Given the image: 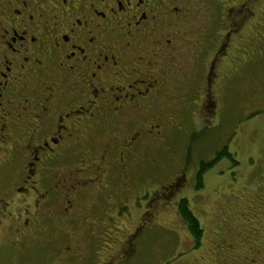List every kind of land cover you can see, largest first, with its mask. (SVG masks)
Listing matches in <instances>:
<instances>
[{
    "label": "flooded vegetation",
    "instance_id": "1",
    "mask_svg": "<svg viewBox=\"0 0 264 264\" xmlns=\"http://www.w3.org/2000/svg\"><path fill=\"white\" fill-rule=\"evenodd\" d=\"M251 77H264V0H0L8 243L60 236V261L79 264L72 231L86 249L141 206L143 142L195 109L219 121L220 95Z\"/></svg>",
    "mask_w": 264,
    "mask_h": 264
},
{
    "label": "rangeland",
    "instance_id": "2",
    "mask_svg": "<svg viewBox=\"0 0 264 264\" xmlns=\"http://www.w3.org/2000/svg\"><path fill=\"white\" fill-rule=\"evenodd\" d=\"M220 96L219 121L199 116L195 109L182 131L163 127L158 138L161 143L143 142L137 185L141 206L128 209L134 218L108 220L86 249L81 233L72 231L71 242L83 250L79 264H251V260L261 264L264 77L237 80ZM203 131L206 136L193 142L192 137ZM224 148L237 164L222 158L205 171L202 187L196 190L198 163L210 162ZM4 169L0 170V191L7 182L6 172H10ZM181 198H186L202 229L196 248L177 212ZM22 206L15 204L14 209ZM9 226L2 217L0 264H74L60 261L58 252L67 239L43 234L35 242L13 246L8 243L15 237ZM42 238L49 240L48 244Z\"/></svg>",
    "mask_w": 264,
    "mask_h": 264
},
{
    "label": "trees",
    "instance_id": "3",
    "mask_svg": "<svg viewBox=\"0 0 264 264\" xmlns=\"http://www.w3.org/2000/svg\"><path fill=\"white\" fill-rule=\"evenodd\" d=\"M205 137V132H201L200 134L193 136L192 140L193 142L198 141L200 137ZM222 158L226 159L230 162L231 165H236L237 162L233 158V156L227 152V150L224 148L221 150V152L218 154V157L215 159L214 162H212L209 165H204L202 161L199 162V170L195 175V189L199 190L202 187V176L204 175L205 171H207L209 168L212 167L217 161L221 160ZM177 212L180 217V219L184 222L186 225V228L192 237L194 241V247L199 246V241L202 234V229L200 227L199 221L196 219V217L193 215L192 211L189 208L188 201L186 198H181L177 202Z\"/></svg>",
    "mask_w": 264,
    "mask_h": 264
}]
</instances>
